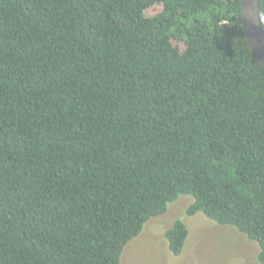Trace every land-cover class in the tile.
<instances>
[{"label":"trees","instance_id":"16d2710c","mask_svg":"<svg viewBox=\"0 0 264 264\" xmlns=\"http://www.w3.org/2000/svg\"><path fill=\"white\" fill-rule=\"evenodd\" d=\"M183 194L264 264V67L241 0H0V264H120ZM165 235L181 254L185 221Z\"/></svg>","mask_w":264,"mask_h":264},{"label":"rangeland","instance_id":"374dc122","mask_svg":"<svg viewBox=\"0 0 264 264\" xmlns=\"http://www.w3.org/2000/svg\"><path fill=\"white\" fill-rule=\"evenodd\" d=\"M162 5L150 7L154 15ZM190 194H183L168 204L165 213L151 217L142 232L123 249L120 264H262L260 247L256 241L231 225H220L203 212L188 215L186 210L193 202ZM176 219L188 226L189 236L181 254L169 248L166 230Z\"/></svg>","mask_w":264,"mask_h":264},{"label":"water","instance_id":"95a60500","mask_svg":"<svg viewBox=\"0 0 264 264\" xmlns=\"http://www.w3.org/2000/svg\"><path fill=\"white\" fill-rule=\"evenodd\" d=\"M242 23L247 43L264 67V30L262 27L259 0H241Z\"/></svg>","mask_w":264,"mask_h":264}]
</instances>
